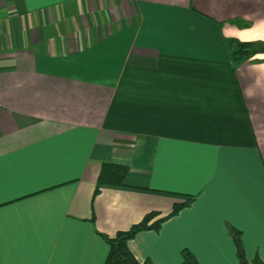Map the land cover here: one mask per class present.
Listing matches in <instances>:
<instances>
[{
    "label": "crops",
    "instance_id": "1",
    "mask_svg": "<svg viewBox=\"0 0 264 264\" xmlns=\"http://www.w3.org/2000/svg\"><path fill=\"white\" fill-rule=\"evenodd\" d=\"M227 37L264 40V0H0V262L106 264L135 256L264 259V52L237 68ZM105 161L126 186L94 196Z\"/></svg>",
    "mask_w": 264,
    "mask_h": 264
},
{
    "label": "trees",
    "instance_id": "2",
    "mask_svg": "<svg viewBox=\"0 0 264 264\" xmlns=\"http://www.w3.org/2000/svg\"><path fill=\"white\" fill-rule=\"evenodd\" d=\"M226 44L235 68L256 54L264 52V40L243 41L237 37H227ZM130 171L128 165L111 161L103 162L97 177L94 196L99 194L104 186H126ZM194 200L195 196H188L185 200L176 202L172 210L166 214L159 210H152L146 213L139 222L127 229L119 230L114 235L101 233L109 244L106 264H155L149 257L140 261L131 250L129 241L141 231L159 230L165 220L177 214L182 208L191 205ZM227 230L236 244L238 264H264V259L260 256H256L252 261L248 259L240 229L227 223ZM182 257L183 264H201L189 248L182 250Z\"/></svg>",
    "mask_w": 264,
    "mask_h": 264
},
{
    "label": "snow or ice",
    "instance_id": "3",
    "mask_svg": "<svg viewBox=\"0 0 264 264\" xmlns=\"http://www.w3.org/2000/svg\"><path fill=\"white\" fill-rule=\"evenodd\" d=\"M0 264H2V262H0Z\"/></svg>",
    "mask_w": 264,
    "mask_h": 264
}]
</instances>
